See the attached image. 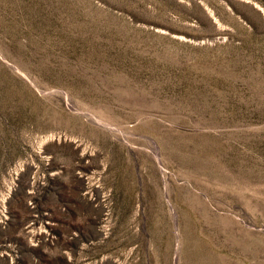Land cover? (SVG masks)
Segmentation results:
<instances>
[{
	"label": "rangeland",
	"instance_id": "1",
	"mask_svg": "<svg viewBox=\"0 0 264 264\" xmlns=\"http://www.w3.org/2000/svg\"><path fill=\"white\" fill-rule=\"evenodd\" d=\"M0 264H264V0H0Z\"/></svg>",
	"mask_w": 264,
	"mask_h": 264
}]
</instances>
